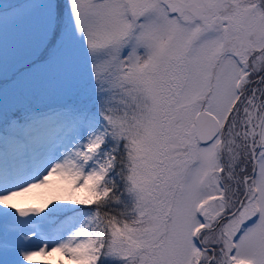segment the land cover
I'll return each mask as SVG.
<instances>
[{
	"label": "snow or ice",
	"instance_id": "1",
	"mask_svg": "<svg viewBox=\"0 0 264 264\" xmlns=\"http://www.w3.org/2000/svg\"><path fill=\"white\" fill-rule=\"evenodd\" d=\"M0 264H264V0H0Z\"/></svg>",
	"mask_w": 264,
	"mask_h": 264
}]
</instances>
